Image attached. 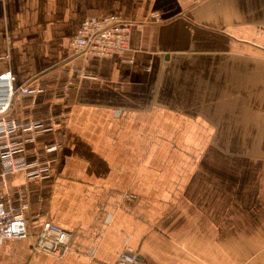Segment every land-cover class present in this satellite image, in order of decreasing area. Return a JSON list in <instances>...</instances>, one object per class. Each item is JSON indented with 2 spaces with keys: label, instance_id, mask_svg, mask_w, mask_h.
<instances>
[{
  "label": "crops",
  "instance_id": "0c3cea01",
  "mask_svg": "<svg viewBox=\"0 0 264 264\" xmlns=\"http://www.w3.org/2000/svg\"><path fill=\"white\" fill-rule=\"evenodd\" d=\"M131 21L123 54L87 57L85 17ZM8 116L52 118L51 176L9 175L29 201L0 264H264V0H0ZM84 73V74H82ZM30 142H27V146ZM70 232L35 249L40 221Z\"/></svg>",
  "mask_w": 264,
  "mask_h": 264
},
{
  "label": "built area",
  "instance_id": "2783aa9c",
  "mask_svg": "<svg viewBox=\"0 0 264 264\" xmlns=\"http://www.w3.org/2000/svg\"><path fill=\"white\" fill-rule=\"evenodd\" d=\"M131 26L130 20L116 13L85 17L71 39V46L85 58L123 54L129 49ZM13 81L11 70L0 72V245L7 237H24L29 233L28 198L20 185H9V175L22 171L28 179L49 178L53 153L61 144L58 137L42 142L36 140L39 132L56 131L57 123L52 118L23 120L8 116L15 94L36 95L43 90L36 84L16 87ZM69 240L68 230L43 218L33 247L61 255L68 249ZM140 259L136 249L125 246L114 264H138Z\"/></svg>",
  "mask_w": 264,
  "mask_h": 264
}]
</instances>
